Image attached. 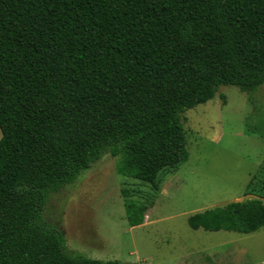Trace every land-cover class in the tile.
I'll return each mask as SVG.
<instances>
[{
    "label": "trees",
    "instance_id": "1",
    "mask_svg": "<svg viewBox=\"0 0 264 264\" xmlns=\"http://www.w3.org/2000/svg\"><path fill=\"white\" fill-rule=\"evenodd\" d=\"M263 84L264 0H0V264H125L67 249L43 221L49 194L108 153L153 191L121 189L136 226L188 159L181 115ZM247 190L189 226L263 227L264 159Z\"/></svg>",
    "mask_w": 264,
    "mask_h": 264
},
{
    "label": "rangeland",
    "instance_id": "2",
    "mask_svg": "<svg viewBox=\"0 0 264 264\" xmlns=\"http://www.w3.org/2000/svg\"><path fill=\"white\" fill-rule=\"evenodd\" d=\"M181 120L188 159L161 174L139 225L127 224L121 189L142 201L151 186L117 174L108 153L49 194L43 221L63 234L67 249L125 264H264V226L239 233L187 222L207 208L253 197L247 184L264 159V84L252 93L221 85Z\"/></svg>",
    "mask_w": 264,
    "mask_h": 264
},
{
    "label": "crops",
    "instance_id": "3",
    "mask_svg": "<svg viewBox=\"0 0 264 264\" xmlns=\"http://www.w3.org/2000/svg\"><path fill=\"white\" fill-rule=\"evenodd\" d=\"M137 225H139V224H137ZM198 229V228H197ZM218 231V230H217Z\"/></svg>",
    "mask_w": 264,
    "mask_h": 264
}]
</instances>
